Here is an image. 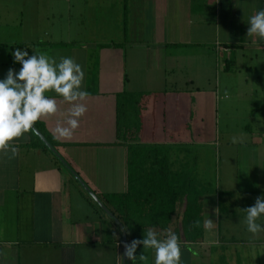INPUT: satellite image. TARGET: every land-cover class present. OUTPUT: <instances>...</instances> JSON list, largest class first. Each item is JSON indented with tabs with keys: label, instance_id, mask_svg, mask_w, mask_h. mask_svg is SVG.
<instances>
[{
	"label": "crops",
	"instance_id": "0c3cea01",
	"mask_svg": "<svg viewBox=\"0 0 264 264\" xmlns=\"http://www.w3.org/2000/svg\"><path fill=\"white\" fill-rule=\"evenodd\" d=\"M9 1L0 0V21L2 14L11 10L6 7ZM14 2L11 8L17 18L12 25L25 27V35L14 33L0 44V79L9 68L19 70L11 56L18 47L27 48L29 55L33 51L53 58L71 57L81 65V87L89 95L83 102L87 111L72 139L58 140L52 135L56 120L63 125L70 107L60 97L57 115L37 122L55 151L96 195L126 191V150L116 139L118 93L141 95V103H161L163 97L174 100L168 103H182L184 109L173 111L178 125L166 130L156 143L167 147L170 172L188 174L198 187L202 173L216 157L203 137L193 143L195 150H180L183 141L179 134L189 128L192 118V93L211 92L213 67L216 76V68L224 69L225 61L231 59L235 67L231 73L239 78L238 85L257 95L250 103H264V64L254 53L264 52V44L255 36H246L248 17L264 8V0H126L125 34L124 0H53L51 12L52 16L56 13V19L48 16V1ZM50 21L60 24V37L44 42L39 29H47ZM244 49L252 51L244 53ZM245 70L249 74L242 76ZM246 90L236 91L241 96ZM174 93H181L180 97ZM260 121L264 124V117ZM244 128L249 131L247 142L241 141L246 136L242 131L236 139L232 135L225 138L218 153L223 154L222 187L216 195L205 194L202 199L203 227L209 218L218 237L220 215L232 214L242 220L243 210L250 207L247 195L264 193V144L256 143L253 127ZM33 142L30 133L15 141L20 149L15 158L0 151V264H120L122 243H104L101 220L81 187L51 153ZM242 146L248 151H242ZM225 230H232L231 225ZM205 231L204 227V237ZM118 237L112 233L111 239ZM216 241L215 247L229 250L228 241ZM192 246L202 252L209 247L205 243L181 245V254L191 264L196 260L202 263L205 255ZM141 249L138 246L135 255L139 256ZM249 253L247 257L259 264L257 253ZM239 257L240 264L253 261L246 263Z\"/></svg>",
	"mask_w": 264,
	"mask_h": 264
},
{
	"label": "trees",
	"instance_id": "16d2710c",
	"mask_svg": "<svg viewBox=\"0 0 264 264\" xmlns=\"http://www.w3.org/2000/svg\"><path fill=\"white\" fill-rule=\"evenodd\" d=\"M123 3L125 34L126 0ZM231 66V59L225 61L224 70ZM180 94L174 93L173 96L178 99ZM141 97L125 93L116 95V139L126 150V191L96 196L127 231V244L134 239H142L148 229L155 231L160 238H163L165 230L175 232L183 246L202 244L205 242L202 218L205 189L199 188L188 174L170 172L167 147L156 143L162 140L166 130L178 125L173 111L178 107L184 109V106L182 103H168L174 101L169 97H163L161 103H141ZM34 127L53 147L54 143L41 131L38 122ZM29 133L34 140L32 145L51 153L31 131ZM82 193L101 220L104 243H122L119 226L83 190ZM112 233L119 235L116 241L111 239ZM225 248L219 247L221 254L218 255L217 264H228ZM236 259L237 264H240L239 255Z\"/></svg>",
	"mask_w": 264,
	"mask_h": 264
},
{
	"label": "clouds",
	"instance_id": "9594fccd",
	"mask_svg": "<svg viewBox=\"0 0 264 264\" xmlns=\"http://www.w3.org/2000/svg\"><path fill=\"white\" fill-rule=\"evenodd\" d=\"M247 25L246 36H255L264 44V8L250 15ZM11 56L12 62L20 67L15 72L9 68L4 78L0 79V151L15 158L20 149L14 142L29 133L37 121L57 115V97L70 107L64 113L67 119L63 125L66 126L56 120L52 135L54 139L71 140L79 127L80 118L87 111L83 102L89 94L81 87L84 81L81 65L67 56L53 58L33 51L29 55L27 48H14ZM75 101L80 103L74 104ZM213 211L217 213L218 209ZM243 213V224L249 234L256 236L264 233V223L258 222L264 217V193ZM204 227L211 230L214 222L208 218ZM208 243L215 245L218 241L210 240ZM138 246L154 250L152 264H181V243L175 232L165 230L163 238H160L155 231L148 229L142 239L123 245L124 253L118 255L120 264H123L124 258L131 264L146 262L148 257L143 251L139 256L135 255Z\"/></svg>",
	"mask_w": 264,
	"mask_h": 264
},
{
	"label": "rangeland",
	"instance_id": "374dc122",
	"mask_svg": "<svg viewBox=\"0 0 264 264\" xmlns=\"http://www.w3.org/2000/svg\"><path fill=\"white\" fill-rule=\"evenodd\" d=\"M14 1L16 0H10L9 2H7L9 4L6 7L11 9L10 12H8L6 16L2 14V18L0 21V44L3 42H8L9 37H12L14 33L18 34L19 36L21 35V33H24L25 35V27L20 29L19 27L12 25V22L17 18V14H15V11H13V8H11L13 4H15ZM41 1L43 2V4H46L48 1V16L50 19L51 17H53V19L55 17L56 19V13L52 16L51 12V6L54 4L53 0H36L37 3ZM57 22L58 21H50L47 29H39L41 33L40 40L46 42L49 41L50 38L56 39L57 36L60 37L58 33L60 29L59 27H57V24L59 23ZM69 37H72V35H70ZM17 39L19 40L20 38ZM246 50H249V52L252 51L250 49H244L243 52L246 53ZM254 53L258 55V61H262L264 64V52L254 51ZM236 54H238V51H236ZM240 62L245 63L243 60H241ZM222 63L223 62H221V65ZM242 66L244 65H241L240 67ZM232 67L233 66H231L228 70H224L220 67L216 68L218 74L216 76L214 74L215 68L213 67L212 78L214 75V86L211 92L205 93L203 91H200L198 93H192L193 99L190 106L192 118L189 124V128L187 130H183L181 134H179V141H183L181 143L182 146L180 150L188 152L195 150L194 147L196 146L193 145V143L197 142L198 137H203L205 138L204 140H208L210 144L209 148L212 149L213 152H215V163L209 164L207 170L202 173L199 182V188L203 189L205 187V194L212 193L216 195L218 188L222 187L221 181L219 179L222 175L221 165L223 162V154L221 153L218 155V153H220V149L222 150V145L227 135H232V137L236 139V135H238L237 133H239L238 131H242L246 136L243 137L241 141L247 142L245 139L248 137L249 131L244 127L248 125L249 127H253L254 131L257 133L255 138L256 143L264 144V124H261L260 121V118L264 117V103H250L251 101L256 100L257 95L256 93H254L255 91L250 92L249 90L244 89L243 85H238V83L236 82V73H231V69L235 71V67ZM255 67H258V64H255ZM244 68L248 67L245 66ZM248 74L249 71H247V73H243L242 76H247ZM224 81L227 84H225ZM237 89L246 91L241 92L242 95L240 96V93L236 91ZM250 106H252V108L254 109H252ZM239 124H242L241 129H239ZM189 140H191V142ZM178 146L180 145H177L176 147ZM234 149L236 151V145ZM241 149L244 152L248 151V148L244 146H242ZM260 195L261 193H257L255 195H247L248 198L250 197V206L254 205L255 199ZM216 222H218V224L220 225V237H218L217 230L215 231L213 229H206L205 231L204 243L207 244V246L210 248H207L206 251L202 252L197 248L195 250L196 246H192L195 251H197L198 253H203L205 255V260H203L202 263H200L199 260H196V264H217L216 260L218 258V255L221 254V252H219V247H215L214 245L208 243V241L210 240L217 239L228 241L230 243V246L228 248L229 250L227 252H224L228 264H236V254H238L239 256H243V259H245L246 263L248 260H253L251 264L256 263V260L247 257L250 255V251L252 253H257V255L259 256V264H264V233L252 236L246 231L243 224V219H236V215L234 217L232 214H222ZM258 222L264 223V217H262ZM227 224L231 225L232 230H225V226ZM239 226L241 228L238 230ZM228 231L232 232L228 233ZM142 251L144 255L148 257L147 261L142 262V264H150L148 263V261L150 259L154 260V250L141 249L139 251V254ZM181 264H191V262L187 256L181 254ZM192 264H194V261L192 262Z\"/></svg>",
	"mask_w": 264,
	"mask_h": 264
},
{
	"label": "water",
	"instance_id": "95a60500",
	"mask_svg": "<svg viewBox=\"0 0 264 264\" xmlns=\"http://www.w3.org/2000/svg\"><path fill=\"white\" fill-rule=\"evenodd\" d=\"M31 132L41 141L42 144L51 152V154L61 163L62 167H64L68 173L72 176V178L77 182V184L81 187V189L86 193V195L97 205V207L105 213V215L113 220L121 230V242H122V254L124 253L123 245L126 243V233L124 231L123 226L119 223V221L112 215V213L104 206V204L99 200L96 194L91 191L86 184L79 178V176L70 168V166L60 157V155L55 151V149L48 143L45 137L35 128L31 130ZM126 258L123 260V264L125 263Z\"/></svg>",
	"mask_w": 264,
	"mask_h": 264
}]
</instances>
